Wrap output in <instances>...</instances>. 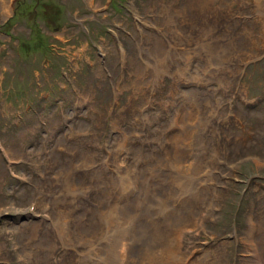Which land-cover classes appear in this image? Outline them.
Returning a JSON list of instances; mask_svg holds the SVG:
<instances>
[{
    "label": "rangeland",
    "instance_id": "obj_1",
    "mask_svg": "<svg viewBox=\"0 0 264 264\" xmlns=\"http://www.w3.org/2000/svg\"><path fill=\"white\" fill-rule=\"evenodd\" d=\"M120 263L264 264V0H0V264Z\"/></svg>",
    "mask_w": 264,
    "mask_h": 264
},
{
    "label": "trees",
    "instance_id": "obj_2",
    "mask_svg": "<svg viewBox=\"0 0 264 264\" xmlns=\"http://www.w3.org/2000/svg\"><path fill=\"white\" fill-rule=\"evenodd\" d=\"M36 34V33H35ZM39 36H43V32H41V31H39L38 33H37ZM42 53H44V52H47L48 50H47V47L46 46H44V47H42ZM43 57L47 60V61H49V54H47V53H45V55H43ZM52 57V54L50 55V58Z\"/></svg>",
    "mask_w": 264,
    "mask_h": 264
},
{
    "label": "bare ground",
    "instance_id": "obj_3",
    "mask_svg": "<svg viewBox=\"0 0 264 264\" xmlns=\"http://www.w3.org/2000/svg\"><path fill=\"white\" fill-rule=\"evenodd\" d=\"M126 189V188H125ZM122 211V210H121ZM122 244V243H121ZM124 244V243H123ZM122 257V256H121ZM121 264V263H120Z\"/></svg>",
    "mask_w": 264,
    "mask_h": 264
}]
</instances>
